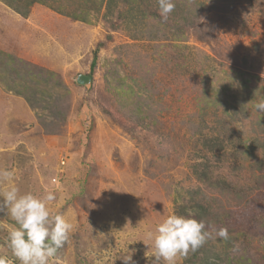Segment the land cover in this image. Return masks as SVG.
<instances>
[{"label":"rangeland","instance_id":"1","mask_svg":"<svg viewBox=\"0 0 264 264\" xmlns=\"http://www.w3.org/2000/svg\"><path fill=\"white\" fill-rule=\"evenodd\" d=\"M174 2L167 20L157 0H118L87 23L40 4L24 18L0 0V52L58 72L64 86L39 87L50 102L69 101L57 123L0 72V170H14L21 194L53 192L52 213L74 226L49 264H124L126 255L151 264L149 233L183 205L192 212L195 190L221 216L211 226L227 228L232 241L210 239L206 252L177 264H264V213L250 220L259 190L247 191L264 155V114L253 107L264 99V0ZM245 71L259 78L249 91ZM79 74L92 83L79 85ZM217 136L224 147L211 151L204 139ZM206 161L246 198L198 180L194 166ZM15 227L0 213V264H20L8 243Z\"/></svg>","mask_w":264,"mask_h":264},{"label":"clouds","instance_id":"2","mask_svg":"<svg viewBox=\"0 0 264 264\" xmlns=\"http://www.w3.org/2000/svg\"><path fill=\"white\" fill-rule=\"evenodd\" d=\"M159 14L167 20L175 9L174 0H157ZM253 107L264 114V99ZM14 170H0V181L9 182L0 188V213L9 216L18 227L8 233L13 256L20 264H49L68 241L73 224L63 215L53 214L50 205L56 195L49 191L42 196L31 192L21 194L14 181ZM211 229V230H209ZM154 248L151 264H177V257L196 252L210 239H230L227 228H215L198 220L189 211L187 215L171 213L149 233ZM124 264H135L132 256L123 257Z\"/></svg>","mask_w":264,"mask_h":264},{"label":"trees","instance_id":"3","mask_svg":"<svg viewBox=\"0 0 264 264\" xmlns=\"http://www.w3.org/2000/svg\"><path fill=\"white\" fill-rule=\"evenodd\" d=\"M5 3L11 10L20 14L24 18L28 17L31 13L32 7L35 4H43L60 14L66 15L71 17L74 20H80L83 22L90 23V13L92 10L99 11L102 6H106L108 11H112L113 7L117 4L118 0H67V2H62L57 6L56 3L60 0H1ZM74 2L73 8L74 11L66 10L69 2ZM79 1V2H78ZM131 0H128V2ZM77 6H76V4ZM158 15V14H157ZM16 57L12 54H6V52H0V72H3L5 76L13 75L15 78L19 80L17 85L12 86L6 81V84L9 85V90H13L17 94L23 96L30 107L33 109H43L49 110L51 116H53L54 120H60L62 123H65L67 120V114L69 111V101L67 99L58 98L55 102H50L47 100L46 92L39 87L40 84L52 85L56 87L64 86V83L61 81V76L58 72L54 70L47 69L42 66H36L30 63H25L23 60L18 59L15 62L14 60ZM243 86L247 91L251 87V84L256 80L259 79L258 75L252 73L250 71L241 72ZM251 96L252 93L249 92ZM146 115H142L141 119L142 122L146 121ZM43 122V121H41ZM58 123V121H56ZM54 122L46 124L47 128H50L48 131L50 133H55L57 131L58 124ZM44 124V122H43ZM204 143L206 146L209 147V150L213 151L214 149H222L224 147V141L221 140L220 137H213V138H205ZM210 144V145H208ZM259 147V144L254 143L253 146H249L246 149V154L250 155L255 149ZM252 155V154H251ZM252 169H255L259 174L258 177L255 179V185L251 188L248 187L247 191L252 192L253 194L256 193L255 189L259 191L254 195L252 201L253 206H251L253 212L251 216V221L255 220V224L258 223L259 215L264 213V155L261 157L259 161L252 165ZM194 174L198 180L208 184L209 186H213L214 188H221L224 190H229L236 194L238 198L241 200L245 199L247 191L243 188L236 187V184H232L226 178H223L220 175H214L212 171V166L209 162L199 163L198 165L195 164L194 166ZM191 197L188 203L192 204L194 201V206H192V213L194 217L198 220H203L206 225H211L213 219L219 220L221 218L220 215L212 213L211 205L213 203L212 200L203 196V192L201 190H195L191 193ZM248 203V204H249ZM182 210L178 211L179 215H187L189 210L187 205H183L181 207ZM226 221L229 223V216L226 215ZM250 222V221H249ZM257 226V225H255ZM254 227V225H251ZM232 241V238L229 239ZM206 243L199 248L195 253V257L198 254L206 252ZM208 264H212V262L208 261Z\"/></svg>","mask_w":264,"mask_h":264},{"label":"water","instance_id":"4","mask_svg":"<svg viewBox=\"0 0 264 264\" xmlns=\"http://www.w3.org/2000/svg\"><path fill=\"white\" fill-rule=\"evenodd\" d=\"M86 77L87 78V81L86 82H83L82 80V77ZM77 83L79 85H88V84H91L92 81H93V77L91 75H88V74H79L77 79H76Z\"/></svg>","mask_w":264,"mask_h":264},{"label":"crops","instance_id":"5","mask_svg":"<svg viewBox=\"0 0 264 264\" xmlns=\"http://www.w3.org/2000/svg\"><path fill=\"white\" fill-rule=\"evenodd\" d=\"M35 5H36V4H35ZM35 5H34V6H35ZM40 5H43V4H40ZM34 6H33V7H34ZM44 6H46V5H44ZM33 7H32V8H33ZM46 7H48V6H46ZM48 8H50V7H48ZM50 9H51V8H50ZM52 10H53V9H52ZM55 12H56V11H55ZM57 13H59V12H57ZM59 15H60V13H59ZM61 15H63V14H61ZM64 16H66V15H64ZM66 17H68V16H66ZM68 18H71V17H68ZM71 19H72V18H71ZM73 20H74V19H73ZM74 21H76V20H74Z\"/></svg>","mask_w":264,"mask_h":264}]
</instances>
